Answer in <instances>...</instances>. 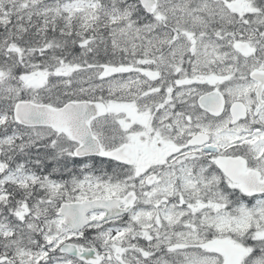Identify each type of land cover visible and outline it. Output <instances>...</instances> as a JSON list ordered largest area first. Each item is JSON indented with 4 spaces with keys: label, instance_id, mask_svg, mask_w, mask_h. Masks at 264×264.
Listing matches in <instances>:
<instances>
[{
    "label": "snow or ice",
    "instance_id": "obj_1",
    "mask_svg": "<svg viewBox=\"0 0 264 264\" xmlns=\"http://www.w3.org/2000/svg\"><path fill=\"white\" fill-rule=\"evenodd\" d=\"M0 264H264V0H0Z\"/></svg>",
    "mask_w": 264,
    "mask_h": 264
}]
</instances>
